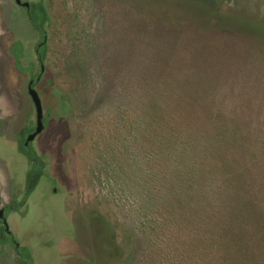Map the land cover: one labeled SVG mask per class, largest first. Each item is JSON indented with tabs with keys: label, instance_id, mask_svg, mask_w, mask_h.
Instances as JSON below:
<instances>
[{
	"label": "rangeland",
	"instance_id": "rangeland-1",
	"mask_svg": "<svg viewBox=\"0 0 264 264\" xmlns=\"http://www.w3.org/2000/svg\"><path fill=\"white\" fill-rule=\"evenodd\" d=\"M150 1L172 17L200 2L217 12L216 26L173 25L132 0H43L48 87L37 89L54 114L36 145L59 193L43 200L46 175L31 198L30 232L46 243L31 245L38 264H110V225L121 251L113 264H243L251 256L223 218L221 229L222 202L213 197L233 172L264 166V42L234 30L244 19L247 30L264 32V0ZM39 39L25 11L0 0V188L12 194H22L25 169L2 139L32 109L10 48L20 43L21 67L37 71ZM222 130L233 137L216 139ZM164 136L179 141L169 154L185 144L197 150L208 184L190 188L176 177L177 163L159 145ZM95 212L110 225L97 228ZM251 253L264 259L260 247Z\"/></svg>",
	"mask_w": 264,
	"mask_h": 264
},
{
	"label": "trees",
	"instance_id": "trees-1",
	"mask_svg": "<svg viewBox=\"0 0 264 264\" xmlns=\"http://www.w3.org/2000/svg\"><path fill=\"white\" fill-rule=\"evenodd\" d=\"M193 6L190 9V12L188 15L181 17L171 16L168 15L166 12L165 7L163 6H157V5H151L152 2L150 0H132L133 5L137 9H152L156 11L159 15V18L168 21L171 24L175 25H186V22L188 20H191L196 23V25L200 26L201 28L213 29V26H216L217 22V12H212L209 10V8L200 2L197 1H188ZM196 6V7H195ZM186 11V10H185ZM184 10H182V13H185ZM242 10H239L241 12ZM206 12V13H205ZM202 17H199L198 15L202 14ZM26 18L28 20V23L32 30L36 32L40 38L42 39V35L45 32L46 33V25L49 21V14L47 11V8L45 7L43 0H37L35 2H31L29 9L26 11ZM211 21V22H210ZM214 23L213 26L211 24ZM248 24V23H247ZM245 20L240 19V22L238 23V26L236 29H234L237 33L242 34L244 36H248L250 38H253L256 42H264L262 39H264V32L262 31H255V30H247L245 26ZM258 27V26H256ZM260 37V38H258ZM10 52L13 56L14 60V66L17 71L24 73L25 70L22 69L20 58L22 57V48L20 43H13L10 48ZM37 60L38 62H43L45 60L46 55V44L42 46L37 51ZM67 107V106H66ZM65 107V108H66ZM145 121V118H143ZM142 120V127L145 124ZM145 128H138L137 134L139 135L141 131L143 132ZM221 130V128L219 129ZM215 138L218 140H225L229 141L232 137H229L225 130L217 131L215 133ZM161 135H163L161 133ZM167 138V139H166ZM206 139H210L207 137ZM214 139V138H213ZM214 139V140H216ZM159 145L161 146V149H163V155L167 156H173L174 162L177 163L178 169L176 176L182 183L184 178V184H187L188 187L194 188V187H200L204 184H208L210 173L209 169L206 167L205 164H203V161L201 158L197 157L200 156L196 151L195 148H190L188 144L185 146L179 147L175 154H169L168 151L172 147H176L179 145V141L176 140V138L173 139V143L170 142V139L168 137H159L158 138ZM181 142V141H180ZM205 142H207L205 140ZM178 143V144H177ZM211 149L213 152H216V155H220L221 150L213 145H211ZM250 152V150H248ZM30 157H34V153L29 154ZM28 156V157H29ZM33 162V161H32ZM254 168L249 173V170L245 168V173L243 172L238 173V171H235L232 173L233 178L226 180L223 182V184L220 183L221 188L215 192L214 194H217L220 192V196L215 195L213 197L216 201V198H220L222 202V208L219 209L222 212V216L219 219L220 227L221 229H225V224L221 222V218H223V221L228 224V227H234L230 229L238 230V237L240 241L245 242L247 245L248 250L252 252L255 248H262V252L264 253V166L260 169H257L255 165H253ZM234 171V170H233ZM207 173V177H206ZM209 173V174H208ZM260 173V174H259ZM43 174V165L41 162L32 163L30 165L29 170L25 174V189H24V198L28 197L33 190L36 188L39 179L41 178V175ZM255 181L256 184L255 185ZM196 193V191H195ZM143 194H146V190L143 192ZM194 194V193H193ZM194 195L193 197H196ZM207 196H205L206 198ZM148 197L145 200V205H148ZM205 203L209 202V198L204 200ZM207 201V202H206ZM218 202V201H216ZM23 200L18 202L16 199H13L10 206L8 207V211L18 212L22 216L25 213V210H23ZM91 211V210H89ZM95 217L99 218V223L97 224V228L103 229L106 227V224H109V221H106L104 217H102L99 213L95 212L93 214ZM91 215L88 217L87 223L90 225L95 226L93 223H91ZM142 218L146 219V214H142ZM147 220V219H146ZM111 227L110 237H111V250L114 251V254L111 256L110 264L114 263L116 260V257L121 254V251L115 247L114 241H113V232L114 229ZM229 229V228H228ZM0 237L3 239L1 242L4 241L5 233L3 232V229L0 228ZM247 237V239H246ZM249 241V244L247 243ZM241 247V252H242ZM259 251V250H258ZM261 251V249H260ZM250 252L251 256H241L240 259H243V264H250L249 261H255L256 264H264V259L262 258L260 262H256V259L252 257L253 253ZM249 254V253H248ZM246 256V257H245ZM264 257V256H262ZM16 263L17 264H34L31 256L30 251L26 247H18L16 249Z\"/></svg>",
	"mask_w": 264,
	"mask_h": 264
},
{
	"label": "flooded vegetation",
	"instance_id": "flooded-vegetation-1",
	"mask_svg": "<svg viewBox=\"0 0 264 264\" xmlns=\"http://www.w3.org/2000/svg\"><path fill=\"white\" fill-rule=\"evenodd\" d=\"M21 1L23 2V0H21ZM12 2L17 7L22 8L26 13L27 10L25 8L21 7L20 5H17L14 0H12ZM30 3L31 2H29V6H30ZM41 40L39 39V41L35 44V48H34V52H35L37 62H38V60H37V54L36 53L42 47V46L38 47V44L41 42ZM21 55H23V52L21 53ZM45 60H46V55H45ZM45 60L42 62L44 69H43L38 81H36V78H37L38 73L40 72V63L41 62H38L39 67H38L37 71L33 70L32 65H30V67L28 69L22 68L23 70H25L24 73H21L18 71L19 73L24 74V76H26L27 82H26V86H25V90H26L25 94H26V97L28 98V100L30 101L31 109H32V115L28 114L26 116L25 122L22 125H19V127L16 124L18 120L16 121V118H13L11 122H14V124H13L12 128L10 129V131H11L10 136L13 139L12 138H11V140L8 139V137L6 135H5L4 139H2L3 143H5L7 146H10L12 149H14V151H16L22 157L23 161L21 162V164L23 165V170L25 169L24 170L25 174L29 170L30 165L32 163L41 162V164L43 165V174L41 175V178L39 179V182H38L36 188L33 190V192L28 197L24 198V196H23L24 195V189H25V174H24V188H23L22 194L14 193L11 200L7 204L0 207V208H3V215L5 217L7 227H8V230L6 231L5 227L2 223V220L0 219V228H2L3 232L5 233V238H4L3 242H1L3 239L0 237V254L8 256L10 259L12 258V264H17L16 263V249L18 247H26L30 251V256H31L33 263L34 264H38V263H36L34 260L31 246L23 244V242L20 239H18L16 237V235L9 228V224L7 221L8 216L10 214H17V215L23 217L27 213L28 206L30 205V202H31V198H33L32 196L34 195L35 191L38 189L40 183L42 181H44L43 179H45L44 177L46 175L50 178V181L46 182V184H45V187H44V193L45 194L43 195V200H47L50 197L52 198L54 196V194L59 193V190L55 187V183H56L55 179L53 178L52 174L48 170V167H49L48 161L45 159L44 154H42L40 152V150L42 149V146L39 147V145H36V142L40 138V137L39 138H37V137L45 133V131L47 129V122L49 120V117L54 114L53 110H51V109L45 110L43 108V103L41 101L40 93H39V90L37 89L38 86H40L41 90L48 87V80H46V77H45V72H46ZM31 79H33L32 86L37 91L39 99H40V103H41L43 130L41 133H39L37 136H35L32 141H30L29 143H26L27 137L34 131L35 125H36V110H35L34 104L31 100V97H30L28 90H27V85ZM14 128H15V130L13 131ZM8 140H10V141H8ZM31 153H34L35 156L30 157L29 154H31ZM13 199H16L18 202L23 200V207H24L23 210H25V213L23 216L18 212L8 211V207L10 206ZM33 239H34V242H36V239H37V242L40 241V243L43 244L45 247L46 243H45V241L40 239V235L33 237ZM36 260H37V258H36ZM39 262H40L39 264H43L42 260H39ZM45 263L48 264L49 262L48 263L45 262Z\"/></svg>",
	"mask_w": 264,
	"mask_h": 264
},
{
	"label": "crops",
	"instance_id": "crops-1",
	"mask_svg": "<svg viewBox=\"0 0 264 264\" xmlns=\"http://www.w3.org/2000/svg\"><path fill=\"white\" fill-rule=\"evenodd\" d=\"M0 171L3 172V167L1 164H0ZM12 196L13 194L9 192L6 186L0 188V207L7 204L11 200ZM31 215H32V209L30 208L29 205L28 211L23 217L17 214H10L7 218L9 228L11 229V231L16 235L18 239H20L23 242V244L30 246L34 242L33 241L34 239L32 238V233L30 232L31 222H32V220H30ZM77 263L78 262L73 264H77ZM0 264H5V262L2 260L0 261ZM10 264L12 263L10 262ZM67 264H72V263L67 262Z\"/></svg>",
	"mask_w": 264,
	"mask_h": 264
},
{
	"label": "water",
	"instance_id": "water-1",
	"mask_svg": "<svg viewBox=\"0 0 264 264\" xmlns=\"http://www.w3.org/2000/svg\"><path fill=\"white\" fill-rule=\"evenodd\" d=\"M14 1H15V3L17 5H20L21 7L25 8L26 10H28L29 2H27V1H23L22 2L21 0H14ZM46 39H47L46 33L44 32L43 36H42V40L38 44V47L45 45ZM43 69H44L43 63L41 62L40 63V72L37 75L36 81L39 80ZM32 84H33V79H31L29 81V83L27 85V90H28V93H29V95L31 97V100H32V102L34 104V107H35V110H36V125H35L34 131L27 137L26 143H29L30 141H32L34 139V137L37 136L39 133H41L42 130H43L41 103H40V99H39L38 93L35 90V88L32 86ZM14 130H15V128L13 129V131ZM0 219L2 220V223H3L4 227H5V230L7 231L8 227H7V223H6L5 217L3 215V208H0Z\"/></svg>",
	"mask_w": 264,
	"mask_h": 264
}]
</instances>
